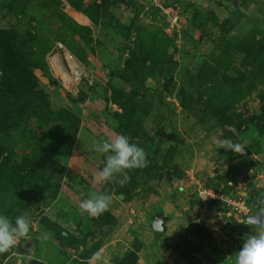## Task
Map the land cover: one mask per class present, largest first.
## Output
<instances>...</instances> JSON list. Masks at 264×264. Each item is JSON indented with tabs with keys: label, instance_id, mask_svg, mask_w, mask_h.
I'll return each instance as SVG.
<instances>
[{
	"label": "rangeland",
	"instance_id": "1",
	"mask_svg": "<svg viewBox=\"0 0 264 264\" xmlns=\"http://www.w3.org/2000/svg\"><path fill=\"white\" fill-rule=\"evenodd\" d=\"M57 42L97 71L86 104L46 73ZM1 62L17 82L0 84V214L31 226L0 264H234L264 193V0H0ZM81 127L92 145L128 136L148 166L123 187L105 183L94 150V172L77 174L68 159ZM222 139L244 154L218 149ZM205 189L248 214L228 217ZM92 191L113 195L108 214L80 209ZM155 214L165 231L150 227ZM46 219L74 234L63 251Z\"/></svg>",
	"mask_w": 264,
	"mask_h": 264
},
{
	"label": "clouds",
	"instance_id": "2",
	"mask_svg": "<svg viewBox=\"0 0 264 264\" xmlns=\"http://www.w3.org/2000/svg\"><path fill=\"white\" fill-rule=\"evenodd\" d=\"M215 143L218 149L244 154L245 146L230 139L217 140ZM94 150L106 154L105 163L98 172L99 180L105 183L114 181L121 187L130 182L131 170L145 168L149 163L145 150L123 134L96 141ZM112 200L113 195L110 193L92 191L79 207L83 213L95 217L107 211ZM247 225L252 232L246 239L243 238L240 249L236 251L234 264H264V220L250 218ZM30 226V218L24 215L15 217L13 223L7 215L0 214V254L13 248L20 238L28 237ZM43 238L47 239V234Z\"/></svg>",
	"mask_w": 264,
	"mask_h": 264
},
{
	"label": "built area",
	"instance_id": "3",
	"mask_svg": "<svg viewBox=\"0 0 264 264\" xmlns=\"http://www.w3.org/2000/svg\"><path fill=\"white\" fill-rule=\"evenodd\" d=\"M176 16H173L172 24L176 23ZM44 62L49 78L55 82L67 95L79 97L84 93L82 101L86 104L89 99L90 90L94 88L97 80V71L94 66L83 63L63 43L57 42L44 57ZM212 199H216L224 206L226 215H232L236 220L248 214L247 203L236 196L219 193L214 190H202Z\"/></svg>",
	"mask_w": 264,
	"mask_h": 264
},
{
	"label": "trees",
	"instance_id": "4",
	"mask_svg": "<svg viewBox=\"0 0 264 264\" xmlns=\"http://www.w3.org/2000/svg\"><path fill=\"white\" fill-rule=\"evenodd\" d=\"M8 42V41H7ZM13 44H5V50H12L13 49ZM43 66L46 70L47 73V69H46V65L45 62H43ZM0 70H1V77H0V84L5 86L7 89H12L13 86H16V70H15V64H10L9 62H1L0 63ZM48 75V74H47ZM35 84V83H34ZM36 86H34V88H36ZM82 95H85L84 93H81L79 95L78 98H82ZM4 99H7L4 97ZM4 104H0V110L4 108ZM47 119L51 120V118L54 120V118H56V115L52 112H48L47 113ZM77 124L73 126L72 128V134L76 133V129L78 128V122H79V118L76 117L75 118ZM66 137L65 139L68 140H72L71 136H67L70 134V132H66ZM52 139V138H51ZM61 141H64L63 138L61 139V136H59V138L56 141V147H58V145L61 143ZM51 153V150H50ZM49 156L46 155V159H48ZM51 159V158H50ZM50 162L53 163V160H49ZM105 213L108 214L107 211H105ZM115 221V218H112ZM46 221L48 222V228L50 229V231L53 234L54 239L57 241V243L59 244V246L61 247V250L63 251L65 247L69 246L71 244V242L74 240L75 236L74 234L69 231L67 228H65L63 225H61L60 223H58L57 221L51 220V219H46ZM137 245L134 247L135 250H137L138 248H140V246L142 245V243L139 240H136ZM129 254L133 255V257L135 258V252L134 249L133 251L129 252ZM134 260H132V262H130L129 264H133Z\"/></svg>",
	"mask_w": 264,
	"mask_h": 264
},
{
	"label": "crops",
	"instance_id": "5",
	"mask_svg": "<svg viewBox=\"0 0 264 264\" xmlns=\"http://www.w3.org/2000/svg\"><path fill=\"white\" fill-rule=\"evenodd\" d=\"M90 138H92V137L86 135V132L81 127L78 131L77 137H76L75 142H74V146H73L72 151H71V155L68 159V165L77 174H80L81 176L86 175L88 173L92 174L91 172H94L93 171L94 166L92 164L93 160H92L91 155H93L95 144L92 145V143H89ZM93 138L96 141V137H93ZM69 222H70V220H69ZM58 223L63 225L61 221ZM165 226H166V224H165ZM101 250H102V247L98 251H101Z\"/></svg>",
	"mask_w": 264,
	"mask_h": 264
},
{
	"label": "water",
	"instance_id": "6",
	"mask_svg": "<svg viewBox=\"0 0 264 264\" xmlns=\"http://www.w3.org/2000/svg\"><path fill=\"white\" fill-rule=\"evenodd\" d=\"M261 203L262 206L253 214H250L246 217V220L248 221L251 219H257V220H264V193L261 196ZM165 221L166 217L164 215H154L152 221L150 222V227L157 232H163L165 231Z\"/></svg>",
	"mask_w": 264,
	"mask_h": 264
},
{
	"label": "flooded vegetation",
	"instance_id": "7",
	"mask_svg": "<svg viewBox=\"0 0 264 264\" xmlns=\"http://www.w3.org/2000/svg\"><path fill=\"white\" fill-rule=\"evenodd\" d=\"M165 223H166V221H165Z\"/></svg>",
	"mask_w": 264,
	"mask_h": 264
}]
</instances>
